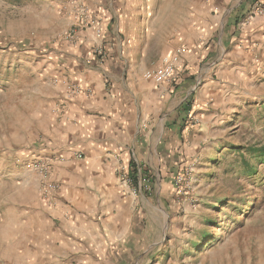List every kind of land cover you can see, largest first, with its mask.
Returning <instances> with one entry per match:
<instances>
[{
	"label": "crops",
	"instance_id": "crops-1",
	"mask_svg": "<svg viewBox=\"0 0 264 264\" xmlns=\"http://www.w3.org/2000/svg\"><path fill=\"white\" fill-rule=\"evenodd\" d=\"M60 4L54 39L29 52L15 102L24 162L50 161L60 190L51 203L38 175L12 172L11 198L0 203V264H207L205 240L174 242L185 252L168 255L174 181L191 157L205 160L201 147L211 155L237 133L264 65V13L249 20L257 4L239 9L234 0H181L180 12L166 6L153 19L139 14L143 0ZM80 6L101 37L83 27ZM178 48L175 82L144 77ZM74 85L91 92L74 96Z\"/></svg>",
	"mask_w": 264,
	"mask_h": 264
},
{
	"label": "rangeland",
	"instance_id": "rangeland-1",
	"mask_svg": "<svg viewBox=\"0 0 264 264\" xmlns=\"http://www.w3.org/2000/svg\"><path fill=\"white\" fill-rule=\"evenodd\" d=\"M188 1L192 5L206 0ZM260 1L234 0L239 9L251 2L260 5ZM60 3L0 0V203L11 198L12 172L38 175L24 162L27 156L17 133L21 120L16 117L22 105L15 106L20 98L16 90L27 77L29 52L54 39L60 25ZM143 6L139 14L151 19L165 14L166 6L168 11L173 6L178 12L183 8L181 0H143ZM260 47L264 59V40ZM164 56L151 67L159 65ZM252 90L254 98L240 111L239 129L227 139L229 147H214L211 155L201 147L199 152L206 158L191 157L183 170L189 178L181 193L174 181L171 206L175 215L165 237L166 242L173 241L169 257L185 252L174 242L205 240L207 264L208 258L218 264H264V65L261 74L254 75ZM158 237L162 238L161 233Z\"/></svg>",
	"mask_w": 264,
	"mask_h": 264
},
{
	"label": "built area",
	"instance_id": "built-area-1",
	"mask_svg": "<svg viewBox=\"0 0 264 264\" xmlns=\"http://www.w3.org/2000/svg\"><path fill=\"white\" fill-rule=\"evenodd\" d=\"M79 14L81 15V23L84 28H91L96 30L99 34V37L103 35L102 28L96 19L92 18L87 11V9L83 6L79 7L78 10ZM264 13L263 6L257 5L254 9L252 14L248 17L249 20L252 17H256L262 15ZM66 38L73 42L77 38V31L72 29L66 35ZM184 49L178 48L176 51L169 55H165L160 64L148 71L145 72L144 77L148 80H152L157 84L163 83H171L175 82L180 74V71L183 70L184 67ZM105 54L104 48L102 45L98 46L95 51V55L97 57H103ZM71 94L74 96L79 95H89L90 90L83 89L80 86H70ZM27 168L30 169L32 172H35L39 175L41 179V188L40 193L44 199H47L51 203H53L54 199L56 198L59 190L60 184L52 179L51 177V170L52 164L50 161L44 159H36L27 164ZM189 178L188 172H181L177 174L175 178V186L178 188V192L181 193L182 186L187 184ZM130 180L126 177L121 179V184L123 187H128L130 185Z\"/></svg>",
	"mask_w": 264,
	"mask_h": 264
}]
</instances>
